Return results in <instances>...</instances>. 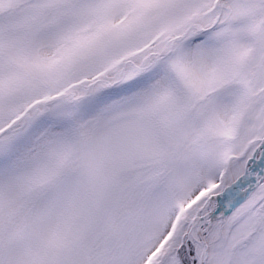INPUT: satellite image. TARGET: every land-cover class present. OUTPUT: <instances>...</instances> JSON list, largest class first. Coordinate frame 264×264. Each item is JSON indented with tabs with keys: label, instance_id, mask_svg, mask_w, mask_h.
<instances>
[{
	"label": "snow or ice",
	"instance_id": "snow-or-ice-1",
	"mask_svg": "<svg viewBox=\"0 0 264 264\" xmlns=\"http://www.w3.org/2000/svg\"><path fill=\"white\" fill-rule=\"evenodd\" d=\"M0 264H264V0H0Z\"/></svg>",
	"mask_w": 264,
	"mask_h": 264
}]
</instances>
